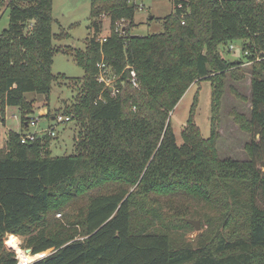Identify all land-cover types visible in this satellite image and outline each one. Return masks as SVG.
Listing matches in <instances>:
<instances>
[{"label": "trees", "instance_id": "16d2710c", "mask_svg": "<svg viewBox=\"0 0 264 264\" xmlns=\"http://www.w3.org/2000/svg\"><path fill=\"white\" fill-rule=\"evenodd\" d=\"M173 5L163 31L140 36L115 28L122 19L136 25L134 2L91 0L94 34L76 53L86 73L76 79L73 106L64 113L73 114L82 133L74 153L53 156L52 135L21 142L32 109L27 94H49L60 77L52 70L53 0H7L0 113L18 106L23 128L8 131L7 147L0 149V264L19 262L6 246L9 234L23 237L33 255L53 249L27 264H264V59L255 60L264 57V0ZM102 12L110 18L105 41ZM231 44L253 60L250 116L233 112L252 135L243 160L222 158L218 149L228 75L244 76L235 68L245 61L220 50ZM102 59L120 75L117 94L97 80ZM132 70L138 86L129 80ZM202 81L212 86L210 135L195 123L197 91L179 142L170 112ZM211 208L220 211L217 222L226 233L198 247L175 248L170 222L192 227L185 218L209 220ZM56 214L67 221H55Z\"/></svg>", "mask_w": 264, "mask_h": 264}, {"label": "rangeland", "instance_id": "374dc122", "mask_svg": "<svg viewBox=\"0 0 264 264\" xmlns=\"http://www.w3.org/2000/svg\"><path fill=\"white\" fill-rule=\"evenodd\" d=\"M130 1L136 4V15L134 18L136 25L130 27L127 21L116 22L115 28L123 33H125L124 29L126 28L127 33L130 30L131 34L140 36L161 32L164 29V17L174 12L173 0ZM6 3L7 0L0 6V33L9 26V9H7ZM90 11L91 0H53V16L55 18L53 33L57 34V37L53 39L56 50L53 56L52 70L55 75L60 77L53 82V87L49 94L37 92H29L27 94V99L32 102V109L27 112L28 116L38 118L41 128L50 124L56 125L57 135L53 139L47 140L53 156L74 153L75 141L82 133L81 125L75 119L56 124L53 119H48L43 114L50 113L53 116L66 113V108L73 106L72 102L77 94L75 91L76 79L82 78L86 73L85 69L78 64L76 53L79 50H86V42L94 34ZM99 17L103 21L101 37H105L110 33V18L107 12L100 13ZM60 32H65L68 36ZM220 50L226 58L240 59L245 62L235 68L238 75L244 74L243 77L236 79L228 75L227 78V88L222 98L218 122L220 132L218 141L219 153L222 158L249 159L246 145L251 142L252 135L240 129L234 119L233 112L238 111L250 116L252 106L247 99H249L251 94V64L247 62L246 56L243 55L240 49L235 48V50L231 51L226 46L221 45ZM197 91L199 93L198 102L194 108L195 123L201 128L203 136L208 137L210 135L212 86L210 81H202L200 85L193 84L175 109L170 112L172 125L179 142L183 140L181 132L187 124L190 108L194 103V96ZM238 94L244 96L245 99L238 96ZM22 116V111L18 106H9L6 115L0 113V149H6L7 147L8 131L21 132L23 128ZM207 213L209 214L208 217H210L209 220L206 217L200 218L198 216L185 218L186 220L189 218L199 220L200 230L196 229L195 225L190 222L192 227L187 226L184 220H176L174 218L175 220L173 219L170 222L175 248L182 246L198 247L215 239L217 235L226 233L227 229L222 226V223L219 224L217 222L220 211L211 208L208 209ZM55 221L64 223L67 218L64 215L56 214ZM6 239L5 243L8 250L15 253L19 261L18 264L20 261L22 263V254L27 249L24 246V238L19 237V241L17 239V244L22 253H19L15 247L9 244L8 237ZM52 250L49 249L43 254H49Z\"/></svg>", "mask_w": 264, "mask_h": 264}, {"label": "built area", "instance_id": "2783aa9c", "mask_svg": "<svg viewBox=\"0 0 264 264\" xmlns=\"http://www.w3.org/2000/svg\"><path fill=\"white\" fill-rule=\"evenodd\" d=\"M122 21L124 20L123 19L120 20V22ZM101 40L105 41L106 37H103ZM235 48L243 50V48L239 46H235L234 44H231L229 47L230 50H235ZM244 55H248V51H245ZM263 59H264L263 56L258 55L255 60H263ZM247 62L251 64L253 60L252 61L247 60ZM97 67H98L97 80L101 83H104L105 87H109L112 90L113 94H117V92L119 91L117 82L120 79V75L117 74L112 68V66H110L104 59L98 62ZM129 80L133 84V86H138L137 73L135 70L131 71V77L129 78ZM43 115L46 116V114ZM53 119L56 122V124H58V123L70 121L71 116L61 113L53 116ZM27 126L29 130L26 132L25 135L21 137V142L33 141L37 138V134H42V135L49 134L52 136L57 135L56 125L51 124L49 126L41 128L39 125V119L36 117H29Z\"/></svg>", "mask_w": 264, "mask_h": 264}, {"label": "bare ground", "instance_id": "6f19581e", "mask_svg": "<svg viewBox=\"0 0 264 264\" xmlns=\"http://www.w3.org/2000/svg\"><path fill=\"white\" fill-rule=\"evenodd\" d=\"M8 242L10 245H12V247H15L19 251V253H22L21 249L19 248V246L17 244V237L15 234H9L8 235ZM36 257H39V255L31 256L30 254L25 255V253H24V254H22V263H20V264L28 263V262L32 261L33 259H35Z\"/></svg>", "mask_w": 264, "mask_h": 264}, {"label": "water", "instance_id": "95a60500", "mask_svg": "<svg viewBox=\"0 0 264 264\" xmlns=\"http://www.w3.org/2000/svg\"><path fill=\"white\" fill-rule=\"evenodd\" d=\"M188 222L194 224L195 227H196V229H198V230L201 229V225H200V221H199V220L188 219ZM28 254H30L31 256H33V254H32V248H27V249H26V251H25V255H28ZM35 255H39V256H40V257H37V258H36V259H38V258H41V257L47 255V253L43 254V252H42V253H38V254H35ZM36 259H34V260H36ZM32 261H33V260H32ZM20 263H21V261H20ZM20 263H19V264H20ZM25 264H26V263H25Z\"/></svg>", "mask_w": 264, "mask_h": 264}, {"label": "crops", "instance_id": "0c3cea01", "mask_svg": "<svg viewBox=\"0 0 264 264\" xmlns=\"http://www.w3.org/2000/svg\"><path fill=\"white\" fill-rule=\"evenodd\" d=\"M251 105V104H250Z\"/></svg>", "mask_w": 264, "mask_h": 264}]
</instances>
